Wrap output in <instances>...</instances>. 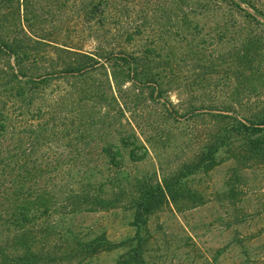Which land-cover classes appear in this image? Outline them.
Instances as JSON below:
<instances>
[{
    "label": "rangeland",
    "instance_id": "374dc122",
    "mask_svg": "<svg viewBox=\"0 0 264 264\" xmlns=\"http://www.w3.org/2000/svg\"><path fill=\"white\" fill-rule=\"evenodd\" d=\"M21 1L0 0L7 35L31 25L37 33L70 35L80 47L98 28L99 16L89 23L78 13L84 0H30L29 12ZM101 19L109 22L110 42L142 55L138 76L119 56L108 71L51 79L28 108L35 119L25 115L17 125L22 147L35 146L36 161L58 165L51 186L59 204L50 221L67 234L116 243L81 264H117L128 251L125 241H141L147 264H264V163L245 164L225 144L199 170L186 166L207 151L212 133L264 111V0H243L241 7L228 0H112ZM49 55L36 65L55 69L53 49ZM147 71L157 76L139 80ZM238 137L235 147L245 142ZM185 168L168 202L140 224L127 201L72 214L65 203L88 174L109 180L111 194L130 193L174 180Z\"/></svg>",
    "mask_w": 264,
    "mask_h": 264
},
{
    "label": "trees",
    "instance_id": "16d2710c",
    "mask_svg": "<svg viewBox=\"0 0 264 264\" xmlns=\"http://www.w3.org/2000/svg\"><path fill=\"white\" fill-rule=\"evenodd\" d=\"M29 1L22 0L20 3L26 12H29ZM111 1L89 0L86 4L84 0V6H79L78 13H84L89 23L97 16L100 18L95 33L85 36L80 47L74 45L70 35L37 33L31 25L21 24L19 32L7 35L0 18V264H81L116 245L104 237L84 239L67 234L58 229L55 221H50V214L59 204L51 186L52 179L57 178L54 172L58 170V165L48 159L36 161L33 157L35 146L30 143V147H22L24 139L19 136L17 128L19 119L25 120V115L32 116L30 120L35 119L28 108L36 95L43 93V85L51 79L101 66L108 71L112 61L119 56L129 71L134 70L138 76L142 55L139 52L127 53L123 42L118 45L108 39L111 28L108 27V20L101 18L108 14ZM228 1L232 6L241 7L243 0ZM181 12L177 10L178 17H181ZM41 13L44 14L43 11ZM50 49L54 50L55 63L52 66L56 65L55 69L37 66L36 61L50 56ZM117 75L113 69L112 76L116 80ZM140 76L139 80L144 81L155 78L153 76L157 74L147 71ZM157 88L161 94L164 93L161 85ZM22 104L27 105L25 110H22ZM227 116L222 115L220 119L223 121ZM245 121H238L225 133H212L205 147L207 151L197 153L198 158L186 165L187 168L194 172L213 162L225 144L230 145L233 156L245 164L252 161L264 163V135L252 138L264 131V111L247 117ZM25 127L27 134L36 136V130ZM238 136H242L245 142L235 147L233 138ZM186 171V168L180 171L173 181L164 179L163 182L138 187L130 193L125 188L112 194L108 192L111 186L109 180L100 181L88 174L82 177L79 186L68 191L65 203L71 207L69 213L72 214L77 210L106 209L127 201L136 209V222L140 224L147 215L168 202L169 194ZM127 243L128 251L120 255L117 264H147L141 241L135 245L125 241Z\"/></svg>",
    "mask_w": 264,
    "mask_h": 264
}]
</instances>
